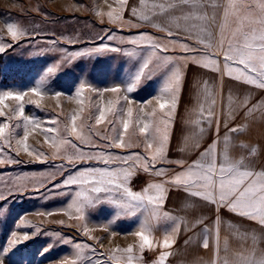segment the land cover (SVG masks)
I'll return each mask as SVG.
<instances>
[{"label": "rangeland", "instance_id": "1", "mask_svg": "<svg viewBox=\"0 0 264 264\" xmlns=\"http://www.w3.org/2000/svg\"><path fill=\"white\" fill-rule=\"evenodd\" d=\"M222 1L227 8L228 0ZM118 2L0 0V46L5 49L0 53V95L12 92L24 96L22 101L7 99L0 105L5 114L0 116V125L7 126L0 137V160L16 161L0 164V195L4 197L0 199L2 264H156L164 253L160 232L166 229L167 220L160 215L161 211L146 202L140 208L122 207L129 200L122 191H114L102 194L98 202L77 212L82 198L75 194L81 191L80 186L62 183L68 175L86 168H124L125 186L142 193L150 184H173L176 174L195 163L188 155H178L176 143L169 139L164 145L165 159L151 162L164 130L160 121L167 119L158 108V101H163L159 89L163 88L162 80L167 79L165 73L174 65L158 67L150 78H142L128 93L127 86L151 52L146 43L133 45L129 41L134 35L148 33L169 45L166 53L158 54L176 58L196 55L183 52L180 43L201 45L194 37L175 32L169 37L166 30L131 21L123 7L115 4ZM234 2L239 4L240 0ZM113 9V16L120 13L121 19H109L107 13ZM239 14L243 16L242 10ZM229 19L232 30L240 27L231 9ZM8 24L24 35L13 39ZM108 36L111 39H101ZM218 38L219 28L216 41ZM97 47L105 50L97 52ZM113 47L120 50L113 52ZM129 52L135 56H129ZM76 53L79 54L73 55ZM217 59L219 67H223V56L218 55ZM181 63L184 67L193 64L191 60ZM49 68L55 71L49 73ZM34 87L38 94L32 92ZM113 87L120 91H109ZM167 96L165 100L170 103L171 95ZM129 107L133 109L131 118L127 116ZM101 108L113 109L109 118L115 121V130L107 120L100 125L95 123ZM153 109L156 115L149 116ZM74 115L77 130L89 137L91 143H81L71 132ZM125 119L130 120L127 132L123 131ZM144 123L150 124L147 134L139 132ZM175 123L171 116L168 129ZM157 127L160 132L155 131ZM48 128L54 131L47 132ZM121 135L129 146L105 147ZM25 143L28 151L24 149ZM148 143L153 144L152 150H147ZM72 144L78 148L74 149ZM81 151L133 155L134 159L127 164L116 161L105 165L99 159H78ZM136 154L140 159H135ZM177 160L183 164L168 162ZM159 169L164 172L157 175ZM141 231L146 236L153 231L155 241L141 247L143 242L136 235ZM25 234L29 239L23 241ZM77 244L81 247L77 248ZM129 246L131 253L126 251Z\"/></svg>", "mask_w": 264, "mask_h": 264}, {"label": "snow or ice", "instance_id": "2", "mask_svg": "<svg viewBox=\"0 0 264 264\" xmlns=\"http://www.w3.org/2000/svg\"><path fill=\"white\" fill-rule=\"evenodd\" d=\"M121 5H125L127 0H120ZM188 7L191 9L188 15L184 16L185 20H200L205 21L208 25L217 24V15L215 12L209 13L204 11L207 8L217 9L218 4L214 0H176L175 4H169L167 8L163 3L154 5L157 10V14L160 12H167L168 9L173 8H183ZM230 9L232 16L235 21L240 24L235 30L230 28ZM258 9V16H257ZM242 10L243 16L239 14ZM113 11L107 13L109 19L119 20L121 19L120 13L113 16ZM132 14L136 15V9H132ZM142 19L147 20L148 17L144 16ZM139 26V25H133ZM8 31L10 32L13 39H16L18 35H24L22 31L14 28L12 24H8ZM195 27V25H192ZM219 28V38L215 44L204 39L199 40L201 47H193L187 43H180L179 47L183 52L195 53L192 56H182L179 58L160 55L158 53H166L168 51V44H162L159 42L158 38L153 37L148 33H141L134 35L130 38V43L133 45H138L146 43L150 48L151 52L144 59L140 69L136 73L133 82L127 86V92L131 93L134 91L135 87L141 82L142 78H150L152 73L162 66L168 64L174 65L171 74L167 77L164 82L162 92L170 94L172 99L169 103L167 100L158 101V108L160 112L167 117V119H161L160 124L164 126L163 133L160 138L159 147H156L155 151L151 154V162L154 164L158 160L165 159V142L168 140L167 128L169 121L171 120V112L177 107L176 97L181 91L182 83V69L183 64L181 62H186L191 60L194 64H202L205 68H212L214 71H221L218 64V55L223 56L224 66L223 71L227 76L233 77L237 81H243L245 84L254 85L257 88L264 89V0H240L239 4H236L234 0H228V7L224 9L223 16L220 18L218 23ZM163 30V29H162ZM207 29L202 27L201 31H206ZM175 33L171 30H167V36L171 37ZM213 33L208 32V37L211 38ZM108 38L111 36L102 37L101 39ZM213 49H215L213 51ZM105 49L97 47L95 51L100 52ZM111 51H119L118 48H111ZM5 51L3 46H0V53ZM79 53L73 54L78 55ZM129 56H135L134 52L127 53ZM155 61V63H154ZM54 68H49L48 72H54ZM111 92H119L120 89L113 87L109 89ZM34 94H38L37 88H32ZM59 95L60 93H56ZM14 99L17 101H22L24 96L22 94H14L12 92H5L0 95V105H4L5 100ZM243 103V102H242ZM255 107V106H253ZM167 109V111H165ZM246 112H251V108L245 106ZM113 112V109L101 108L99 110V115L96 117L95 123L100 125L106 120L108 123L112 124L113 130H115V121L109 118V114ZM4 112L0 111V116H4ZM20 115H23V107L20 109ZM133 115V109L131 107L127 108V116L131 118ZM149 116H155L156 110L153 109ZM211 113H209V119L211 118ZM27 119V118H26ZM73 127L71 132L76 136L81 143L88 144L91 143L89 137H85L81 131L77 130L75 126V121L77 117L72 116ZM31 122V121H29ZM123 131L127 132L130 126V120H123ZM6 125H0V137L4 136ZM227 127V125H226ZM150 129L149 123H144L142 127L139 128L141 134H147ZM47 132L54 131L53 128H48ZM155 131L160 132L159 127ZM238 128H228V132H237ZM99 134V133H98ZM102 139L107 137L101 136ZM24 140H27V132H25ZM70 143V141H69ZM123 135L112 143L105 145V147H126ZM74 149H77L76 144H72ZM147 150L153 149V144L148 143L146 145ZM217 145L213 142L209 148L202 153L204 160H197L195 163L190 165L186 170L179 172L172 179L171 183L175 185H183L186 189H195L191 192L192 196L202 197L203 200L216 205L217 208H226L230 212L237 214L240 217L248 218L252 221H257L260 225L264 226V171H253L249 170L243 166L242 162H234L229 158L228 146H227V135L225 136V147L220 154L218 160V155L216 151ZM25 151H28V145L24 144ZM78 159H99L105 165L111 162L119 161L122 164H127L129 161L134 159L133 155L128 156H113L111 154H85L81 151ZM135 159H140L139 155L136 154ZM16 161H5L0 160V164L4 163H15ZM69 162H73L72 158H69ZM169 163L183 164L182 161H168ZM149 165L146 163L145 168ZM164 172V169L157 170V175ZM127 179V169H110V168H86L83 171H77L74 175H68L62 183L66 186L78 185L81 191L76 192L77 198H82L79 200V204L76 207L77 212H82L83 208L86 206L93 205L98 202V198H101L102 194L112 193L114 191L122 193L128 198L129 203L122 204V207H143L145 202L148 205H153L158 208L163 202V195H150L152 190L157 193H162L163 188L160 184H150L144 188L143 192H133L130 191L127 186H125L124 181ZM58 187V185H54ZM0 199H4L0 195ZM131 202H136L133 205ZM73 203H77L73 201ZM71 207V205L69 206ZM77 219H83V216H77ZM217 223H219V218L217 217ZM205 238L203 240V247L205 249L209 248L208 235L210 230L205 228L204 230ZM15 235V233H13ZM137 236L140 237L143 242L141 247L145 244H150L149 238L144 235V233L137 232ZM91 238V237H89ZM29 239V236L25 234L23 236V241ZM217 250L219 248V235L218 232L215 234ZM22 241H16L15 243H21ZM77 248L81 245L77 244ZM163 247L169 248L170 242L168 239L163 241ZM128 253L132 252V247L126 249ZM227 252V248L223 249ZM168 253H162L156 264H165V259ZM131 256L128 260L131 261ZM2 264V260H0ZM214 264H230L227 258L218 260ZM240 264H264V250L257 253L253 250L248 256L240 257Z\"/></svg>", "mask_w": 264, "mask_h": 264}, {"label": "crops", "instance_id": "3", "mask_svg": "<svg viewBox=\"0 0 264 264\" xmlns=\"http://www.w3.org/2000/svg\"><path fill=\"white\" fill-rule=\"evenodd\" d=\"M175 2L176 0H127L125 5L121 6L120 2L115 4L123 7V13L131 21L143 26L161 31L171 29L176 34L194 37L197 41L210 39L214 44L224 10L223 1L214 0L219 7L204 10L215 12L216 25H208L200 20H185L184 16L191 11L188 7L168 9L166 13L159 14L154 8V5L160 3L167 8ZM133 8L136 9L135 16L132 14ZM144 16L148 19H142ZM202 27L207 30L202 32ZM208 32L213 33L211 38L208 37ZM220 68L221 71L217 72L202 64L183 66L181 91L176 97L177 107L171 112L176 123L173 128H167L168 139L176 143L178 155H188L196 162L204 160L201 154L213 142L217 145L219 160L227 135L231 160L242 162L249 170L264 171V89L245 84L242 80L237 81L227 76L223 67ZM171 71L172 69H168L165 76L168 77ZM165 80H162V84ZM159 91L161 93L162 88ZM166 97L167 94L162 92V100ZM245 106L252 111L246 112ZM209 113L212 114L210 119ZM229 127L238 128L239 131L228 132ZM161 185L163 191L157 194L163 195L164 200L158 208L152 205V209L161 211L160 215L167 220L166 229L160 232L162 251L168 253L165 264H214L224 258L230 264H240L241 256L246 257L253 250L257 253L264 250V226L257 221L240 217L226 208L218 209L202 197L192 196L191 192L195 189L170 183ZM149 194L154 195L153 190ZM205 228L210 230L207 249L203 247ZM217 232L220 251L217 250L215 240ZM147 236L150 242L155 241L153 231H149ZM165 239L170 242L167 249L163 247ZM225 247L227 252L223 251Z\"/></svg>", "mask_w": 264, "mask_h": 264}]
</instances>
